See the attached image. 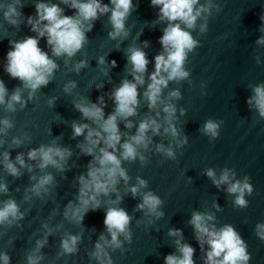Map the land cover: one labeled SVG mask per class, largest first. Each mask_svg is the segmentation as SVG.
<instances>
[{
  "label": "water",
  "instance_id": "1",
  "mask_svg": "<svg viewBox=\"0 0 264 264\" xmlns=\"http://www.w3.org/2000/svg\"><path fill=\"white\" fill-rule=\"evenodd\" d=\"M100 2L113 7L110 0ZM39 3L58 5L63 10L61 15L77 13L71 7L72 0H0V81L6 88L5 103L0 104V185L7 187V191H0V208L11 199L22 213L16 219L10 217V224H0V264H4L5 254L8 264H28L29 256L39 257L36 264H165L167 255H181L178 240L194 249V264H206L210 249L206 239H197L190 223L194 212L213 216L207 223L216 230L232 226L244 241L249 256L246 264H264V238L257 228L264 224V117L254 99L249 103L255 96L254 89L264 85V43L257 42L264 38V0H198L194 8L201 9V14L193 28L172 22L180 23L197 43L183 65L187 77L169 80L152 108L144 93L155 71L154 58L164 53L160 37L169 24L159 18V5H152L151 0H132L125 19L127 35L115 38L109 35L113 31L111 11L98 13L95 20L83 21L86 39L82 47L72 56H56L47 43V34L41 37L32 30L39 20ZM10 6L19 15L6 17ZM46 23L40 21L38 27ZM30 36L37 38L38 46L57 65L49 82L35 92L6 71L8 51L15 42ZM133 47L143 50L149 62L144 83L137 84L135 114L126 119L117 116L121 140L113 149L106 145L107 134L101 125L115 113V90L125 79L135 82L127 59ZM17 89L21 102H13L12 111L7 102ZM173 92L178 95H170ZM78 103L96 104L102 108L103 118L85 117L76 108ZM167 105L175 112L165 113ZM4 119L12 126L5 128ZM152 119L160 125L158 133L149 128L145 134L147 147L137 146L134 160L123 159L121 145L137 134L142 121ZM209 120L219 125L216 137L203 132ZM129 122L131 127L126 126ZM74 123L87 124L88 128L74 135ZM171 127L176 128L177 136L172 135ZM89 129L93 130L92 139L98 141L95 145L86 139ZM160 145L170 148L174 155L169 157L158 150ZM41 146L66 149L69 154L63 160L54 157L62 167L49 164L40 168L39 157L30 159L29 151ZM87 147L93 149L91 154L85 151ZM102 148L120 159L128 179L117 175L108 193L97 196L99 207L93 211L90 202L86 210L79 199V178H88L91 167H100L96 157L102 155ZM5 153L18 175H11L4 166ZM17 155L22 156L23 166ZM209 169L217 180L227 169L230 181L217 186L207 175ZM47 175H51V181L40 187L39 193L33 191ZM140 180L145 184L140 185ZM245 180L252 191L245 190L246 206H239L235 204L238 193H229L228 187ZM133 187L137 188L135 195ZM147 193L161 201L155 212L138 207ZM92 194L89 191L88 196ZM77 208L83 221L72 215ZM109 208H123L130 217L126 233L117 237L119 247L111 243V234L103 223ZM175 229L182 235L169 234ZM72 236L77 241L75 250L69 253L62 242ZM98 243L103 248L100 258L94 254Z\"/></svg>",
  "mask_w": 264,
  "mask_h": 264
},
{
  "label": "clouds",
  "instance_id": "2",
  "mask_svg": "<svg viewBox=\"0 0 264 264\" xmlns=\"http://www.w3.org/2000/svg\"><path fill=\"white\" fill-rule=\"evenodd\" d=\"M113 7L110 9L108 4L102 5L100 0H72L71 7L77 9L75 16L61 15L62 9L56 5H47L39 3L36 5L39 20L32 25L33 31H38V35L43 37L47 34V43L52 46V51L56 56L67 54L68 56L74 55L83 45L86 36L83 30V21L95 20L98 13H105L111 11L110 21L113 26V31L109 33L110 36L115 38L122 33L126 36L125 31V19L129 14L132 7V0H110ZM152 5L160 6V19H167L169 21L168 26L164 29L163 35L160 37V43L164 49V53L155 56V71L151 73V83L148 84L147 90L144 95L148 98L149 107H155L157 101L160 100L162 87H166L169 80H181L187 77L188 73L184 70L183 65L187 56L196 45V40L193 39L190 32L181 27L180 23H172L174 21H180L187 28H193L196 19L201 14V9L194 8L198 4V0H151ZM12 14L16 13L14 7H9L5 16L10 18ZM40 21H47L43 28H39ZM12 23H16L15 20H11ZM31 23V18H29ZM89 30L91 25L88 26ZM258 43H264V38L257 41ZM147 43V42H145ZM127 57L132 65L131 74L135 82H131L125 79L120 87H118L113 93L116 109L115 113L108 116L101 125L103 132L107 134L105 143L108 147L115 149V146L120 142L121 136L118 131V125L116 123L117 116L127 118L135 114L136 105L138 104V91L137 84L144 83L143 74L147 71L148 59L146 54L140 48L133 47L129 50ZM7 66L6 71L14 78H19L24 86L29 88L31 92H35L42 85H46L49 82V77L52 75L53 70L57 67L56 63L49 58L48 54L38 46V40L35 37H27L25 40L14 43V48L7 53ZM83 62H81L82 64ZM100 63H103V58L100 59ZM112 65L115 67L117 62L113 59ZM81 65L77 66L79 69ZM166 74V76L164 75ZM30 92V96H31ZM255 96L249 100L251 104L252 99L255 100L259 113L264 117V85L257 86L254 89ZM6 88L3 81H0V104L5 103ZM170 95L177 96V92H173ZM102 101V98H101ZM13 102H21V96L19 89H17L11 95L7 102L9 110L15 111ZM76 108L87 118L93 120H100L103 118V110L96 104L88 106L84 103L76 104ZM165 113L172 114L175 112V108L171 105L164 107ZM170 119V115H169ZM2 123L5 128L11 127V122L4 119ZM127 127H131L129 122ZM219 125L212 120L205 123L203 132L209 134L212 137L218 135ZM85 128H88L87 124L77 125L73 124L74 135H81ZM152 129L154 133H158L160 125L156 120H145L139 124L137 134L131 137L130 141H127L121 145L123 151L121 156L125 160H134L137 156V146L147 147L146 132ZM173 136H177L175 127L170 128ZM2 131V130H0ZM165 131H169L168 128ZM100 136L99 132L95 133ZM93 130L89 129L86 139L90 144L95 145L98 141L93 140ZM18 142V141H17ZM92 148L87 147L85 151L89 154L92 153ZM158 150L164 151L169 157L174 154L172 150L165 149L163 145L158 146ZM102 155L96 157L100 167H91L88 171V178L81 176L80 184V197L82 204L87 210L89 203H92V210H96L99 207V200L97 196L100 193L107 194L110 185H115L117 182V175L123 177L127 181L128 176L123 168L120 167L121 161L114 152L107 151L102 148ZM69 154L66 149L59 147H45L41 146L39 149H33L29 151L28 156L30 159H36L39 157L41 163L40 168H44L49 164L62 167L57 159L59 157L63 160L65 156ZM5 167L8 172L16 176L19 171L14 163L11 162L9 154H4ZM16 160L23 166L24 160L21 155H17ZM143 160V156H141ZM207 175L213 179V182L219 186L221 183H228L230 181L229 172L226 169L220 178H215L213 170L209 169ZM51 175L42 177L38 184L33 187V191L39 193L40 187L48 184L51 181ZM140 185H144L145 181L140 180ZM112 190H115L114 188ZM247 190L249 193L252 191L251 185L245 180L243 183L236 181L230 183L228 187L229 193H238L235 199V204L239 206H246V201L243 199V194ZM0 191H7L6 185H0ZM89 191H92V195L88 196ZM133 195L137 192V188L131 189ZM88 197L85 199V197ZM160 199L152 193H147L143 197V203L138 205L140 208L147 207L149 211L155 212L160 205ZM18 205L14 200H7L4 206L0 208V224H4L6 221L10 224L12 219H16L21 216ZM67 215V213H66ZM73 217L80 221H83V215H80V209L77 208L72 213ZM159 215V213H158ZM213 216L194 212L192 214L190 223L193 225L197 232V239L204 241L206 239L209 245V251L206 253V264H246L249 256L246 252L244 241L239 234L230 225L216 230L213 225H209L207 221L212 220ZM130 217L123 208H109L104 216L103 223L106 226L108 232L111 234V243L119 247L118 235L126 233L127 226L129 224ZM258 232L261 238H264V224L257 225ZM170 235H182L180 229L169 230ZM103 239V236H101ZM77 237L72 236L68 240L62 242V247L66 252H73L75 250V244ZM107 243V241H106ZM41 242H38V247ZM178 250L181 253L180 256L169 254L165 257V264H194L193 254L194 249L188 244H181L177 241ZM97 252L94 253L97 258H100L103 252L102 246L98 243L96 245ZM4 264H8L9 257L5 254L2 256ZM39 257H28V264H36Z\"/></svg>",
  "mask_w": 264,
  "mask_h": 264
}]
</instances>
